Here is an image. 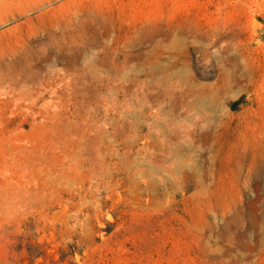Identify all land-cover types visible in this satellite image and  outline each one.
Masks as SVG:
<instances>
[{
    "label": "rangeland",
    "instance_id": "374dc122",
    "mask_svg": "<svg viewBox=\"0 0 264 264\" xmlns=\"http://www.w3.org/2000/svg\"><path fill=\"white\" fill-rule=\"evenodd\" d=\"M0 264H264V0H0Z\"/></svg>",
    "mask_w": 264,
    "mask_h": 264
},
{
    "label": "bare ground",
    "instance_id": "6f19581e",
    "mask_svg": "<svg viewBox=\"0 0 264 264\" xmlns=\"http://www.w3.org/2000/svg\"><path fill=\"white\" fill-rule=\"evenodd\" d=\"M17 2V1H16Z\"/></svg>",
    "mask_w": 264,
    "mask_h": 264
}]
</instances>
